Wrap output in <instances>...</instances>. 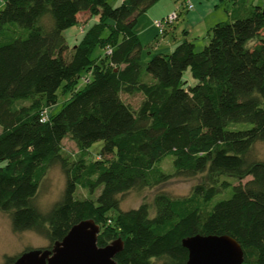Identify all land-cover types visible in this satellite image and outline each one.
<instances>
[{
    "label": "trees",
    "instance_id": "16d2710c",
    "mask_svg": "<svg viewBox=\"0 0 264 264\" xmlns=\"http://www.w3.org/2000/svg\"><path fill=\"white\" fill-rule=\"evenodd\" d=\"M157 1H3L0 211L13 231L46 238V248L90 219L99 226L98 246L120 239L116 264H185L181 240L194 234H227L242 248L241 264H264V159L250 154L264 141V6L217 21L200 49L184 38L146 60L135 25ZM83 11L96 19L70 48L63 31ZM96 46L102 53L92 58ZM186 70L195 83L183 78ZM87 71L89 80L78 87ZM58 89L70 96L48 114ZM122 93L141 94L138 106ZM239 122L249 126L233 127ZM65 137L77 157L63 151ZM95 141L102 144L92 158ZM166 155L173 158L171 173L158 166ZM53 164L63 173V188L41 211L34 197ZM196 174L205 178L187 195L158 191L152 209L146 202L119 207L130 189ZM77 188L88 195L78 196Z\"/></svg>",
    "mask_w": 264,
    "mask_h": 264
},
{
    "label": "rangeland",
    "instance_id": "374dc122",
    "mask_svg": "<svg viewBox=\"0 0 264 264\" xmlns=\"http://www.w3.org/2000/svg\"><path fill=\"white\" fill-rule=\"evenodd\" d=\"M4 0H0V7L2 6ZM182 1V0H180ZM183 0V4H184ZM190 2L192 0H189ZM254 3H260L261 0H253ZM110 5H117L119 0H108ZM192 3V2H191ZM182 4V3H180ZM194 7L199 6L197 3H193ZM227 4V6L225 5ZM213 8L208 11L205 9L203 21L194 20L190 18L189 15L192 12V9H185V7H181L180 12L178 11V18L175 20V34H176V42L180 41L178 39H188L194 44V48L200 49L208 42L209 39V30L210 28L217 22V21H227L230 20L229 18V11L232 8V2L224 1L220 4L219 9V18L210 17L211 15L215 14ZM204 10V9H203ZM219 19V20H215ZM80 23H82L80 21ZM188 28L191 26V29L187 34V36L182 38V31L183 27ZM77 25L70 26L63 31L65 41L67 45L71 48L81 36V32L78 30ZM155 30V37H157L158 41H161V35ZM107 33V30L104 31V34ZM153 36V35H152ZM150 36V38L152 37ZM149 37V36H148ZM142 43V48L145 49L144 42ZM165 44V43H162ZM147 47V46H146ZM151 48V47H149ZM151 50V49H149ZM103 51V50H102ZM102 53L99 47H95L92 51V58L98 56V54ZM146 51H142L143 58L148 60L154 53L151 50V54L146 56ZM144 59V60H145ZM145 60V61H146ZM183 78L187 81V83L193 84L195 83V79L190 76L188 70L184 71ZM80 84V85H79ZM78 87L82 86L81 80L77 84ZM70 96V92H66L62 94L60 89L57 90L56 102L46 109V113L52 114L59 110L61 103ZM121 98L127 102L131 107L136 108L141 100V94L136 93L132 95L128 94H121ZM21 101V100H19ZM18 101V102H19ZM249 126L248 123H234L233 127L235 128H245ZM101 141H95L92 143L89 148V155L90 157H97V153L101 147ZM63 151L66 152L71 158H75L78 155V149L69 137H65L62 139L61 142ZM251 156L258 159H264V141H257L250 152ZM172 156L166 155L160 160L158 166L166 173H171L174 171L173 164H172ZM205 178V174H196L190 177H178V176H171L165 182L160 183L158 185L146 188H134L130 189L125 192L121 196L120 202V209L126 210L128 208L137 207L140 203L146 202L150 205V209H152V198L154 194L158 191H165L169 195L173 197L177 196H184L190 192L191 186L200 182L202 179ZM249 177H245L241 179L239 182H245ZM232 183H235L234 177H228ZM64 184V177L63 173L58 164L51 165L47 171L43 179L38 185L37 194L34 197V204L39 207L41 211L47 210L61 194L62 188ZM77 195L80 197H86L88 195L87 190L77 188L76 191ZM75 193V194H76ZM97 194V192H96ZM227 196V195H226ZM220 196L217 195L214 197V200L218 199ZM49 244V241L36 234L31 230H24V231H13L10 225L9 217L6 213L0 211V264L4 263L5 257H14L18 256L21 252L25 251V249H33V248H46ZM154 264H160L159 261H154Z\"/></svg>",
    "mask_w": 264,
    "mask_h": 264
},
{
    "label": "water",
    "instance_id": "95a60500",
    "mask_svg": "<svg viewBox=\"0 0 264 264\" xmlns=\"http://www.w3.org/2000/svg\"><path fill=\"white\" fill-rule=\"evenodd\" d=\"M99 226L90 219L73 224L51 248L21 252L10 264H116L114 255L121 249L120 239L97 245ZM187 250L185 264H241L243 251L227 234H194L182 238Z\"/></svg>",
    "mask_w": 264,
    "mask_h": 264
},
{
    "label": "crops",
    "instance_id": "0c3cea01",
    "mask_svg": "<svg viewBox=\"0 0 264 264\" xmlns=\"http://www.w3.org/2000/svg\"><path fill=\"white\" fill-rule=\"evenodd\" d=\"M224 1L232 2V8L228 13L229 18L244 14L247 10H249L252 7V5L257 4L260 6H264V0H261L260 3H256V4L254 3L253 0H192L191 1L192 4L197 3L199 4V6L194 7L193 4L192 12L190 13L188 19L191 20L190 18H192L194 20L203 21L205 9H208V11H210L212 7H214L212 12H214L215 14L211 15L210 17L219 18L220 14L219 11H217V9H219L220 4ZM182 5H183V0L182 1L158 0L137 18L135 30L136 33L138 34L140 42H144L145 49H142V51L144 50L146 51L145 53L146 56L151 54V50L153 53H158V52L168 53L171 51V49L173 48L176 42L175 40L177 38L175 34L176 33L175 23L166 27L163 35H161L162 37L161 41H158L157 37H155L154 29L156 28L152 25V20L156 18H161L174 9H177L180 12ZM225 5L227 6V4ZM95 19L96 18L94 16H91L86 11H83L78 14V20L75 25L78 26L79 28L78 30L81 32L83 27L89 21ZM215 20H219V19H215ZM80 21L82 23H80ZM185 27L186 26H184L183 29H181L183 35L182 38L187 36L185 34H187L190 30H192L191 26H189L188 28ZM150 36L152 37L150 38ZM178 40H181V38Z\"/></svg>",
    "mask_w": 264,
    "mask_h": 264
},
{
    "label": "built area",
    "instance_id": "2783aa9c",
    "mask_svg": "<svg viewBox=\"0 0 264 264\" xmlns=\"http://www.w3.org/2000/svg\"><path fill=\"white\" fill-rule=\"evenodd\" d=\"M183 7H185V9H192L193 4L189 0H186L183 4ZM177 18H178V10L174 9L161 18L153 19L152 25L156 28L158 34L162 35L165 28L170 24L174 23V21ZM109 51H110L109 48L105 50L106 53H108ZM89 77H90V71L85 72L80 77L81 83L87 82L89 80Z\"/></svg>",
    "mask_w": 264,
    "mask_h": 264
}]
</instances>
